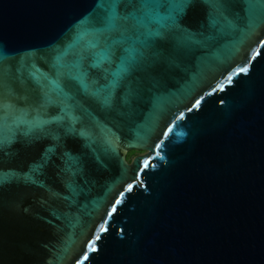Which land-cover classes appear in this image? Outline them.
<instances>
[{"label":"water","instance_id":"obj_1","mask_svg":"<svg viewBox=\"0 0 264 264\" xmlns=\"http://www.w3.org/2000/svg\"><path fill=\"white\" fill-rule=\"evenodd\" d=\"M0 264H264V0H0Z\"/></svg>","mask_w":264,"mask_h":264},{"label":"rangeland","instance_id":"obj_2","mask_svg":"<svg viewBox=\"0 0 264 264\" xmlns=\"http://www.w3.org/2000/svg\"><path fill=\"white\" fill-rule=\"evenodd\" d=\"M145 154H146V152L133 151V152H130L128 154L127 159L129 161V163L131 164L136 157H139V156H142V155H145Z\"/></svg>","mask_w":264,"mask_h":264},{"label":"snow or ice","instance_id":"obj_3","mask_svg":"<svg viewBox=\"0 0 264 264\" xmlns=\"http://www.w3.org/2000/svg\"><path fill=\"white\" fill-rule=\"evenodd\" d=\"M240 71H242V72H246L247 71V68H243V69H241ZM117 203H119V201H117ZM97 239H99V237H97ZM90 248H91V250L92 251H95L96 249H95V247H94V245H90ZM87 257L85 256V259H86Z\"/></svg>","mask_w":264,"mask_h":264}]
</instances>
